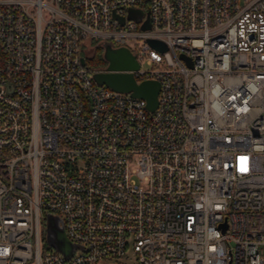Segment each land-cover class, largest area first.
Segmentation results:
<instances>
[{"label":"built area","instance_id":"2783aa9c","mask_svg":"<svg viewBox=\"0 0 264 264\" xmlns=\"http://www.w3.org/2000/svg\"><path fill=\"white\" fill-rule=\"evenodd\" d=\"M109 72L158 81L156 109ZM129 260L264 264V0H0V264Z\"/></svg>","mask_w":264,"mask_h":264},{"label":"water","instance_id":"95a60500","mask_svg":"<svg viewBox=\"0 0 264 264\" xmlns=\"http://www.w3.org/2000/svg\"><path fill=\"white\" fill-rule=\"evenodd\" d=\"M142 14L143 11L141 10L129 9L127 19L139 21ZM120 21L123 23V18ZM149 28L150 19L147 17V20L142 25V29L148 30ZM149 43L155 48L163 51L166 50L165 44L161 41L149 40ZM104 47V59L108 61L109 70L130 71L137 70L140 67L136 56L128 48H114L110 42H105ZM182 57L184 58L183 55ZM81 62L83 65L86 64L84 58H81ZM93 78L99 85H106L113 90L131 93L134 97L145 99L147 108L150 111H154L158 105L160 84L156 80H145L138 83L133 73L130 72L94 73ZM45 232L47 245L66 259L71 258L77 249L82 248L80 245L69 240L62 225V220L56 214H46Z\"/></svg>","mask_w":264,"mask_h":264},{"label":"rangeland","instance_id":"374dc122","mask_svg":"<svg viewBox=\"0 0 264 264\" xmlns=\"http://www.w3.org/2000/svg\"><path fill=\"white\" fill-rule=\"evenodd\" d=\"M98 52L100 51L97 50ZM96 51L95 55L98 54V52ZM83 55L85 56V58H87V60L93 55V50H91V47L89 46H85L84 49H83ZM102 56V54H101ZM103 60V59H102ZM104 62V61H103ZM105 65V62L103 65H100V66H95V65H92L90 66L91 68H95V69H99V68H102L103 66ZM148 66L146 64H143V69H147ZM132 258V257H131ZM108 264V263H106ZM126 264H133V261L132 260H129Z\"/></svg>","mask_w":264,"mask_h":264},{"label":"trees","instance_id":"16d2710c","mask_svg":"<svg viewBox=\"0 0 264 264\" xmlns=\"http://www.w3.org/2000/svg\"><path fill=\"white\" fill-rule=\"evenodd\" d=\"M98 52V51H97ZM102 51L100 50L98 52V54H96L93 58H91V60H88L87 61V65L88 66H92V65H95V66H100V65H103L104 62L102 60ZM43 230L45 231V224L43 225Z\"/></svg>","mask_w":264,"mask_h":264}]
</instances>
